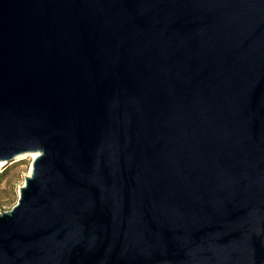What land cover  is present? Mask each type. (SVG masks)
Returning <instances> with one entry per match:
<instances>
[{"label": "water", "instance_id": "1", "mask_svg": "<svg viewBox=\"0 0 264 264\" xmlns=\"http://www.w3.org/2000/svg\"><path fill=\"white\" fill-rule=\"evenodd\" d=\"M0 264H264V0H0Z\"/></svg>", "mask_w": 264, "mask_h": 264}, {"label": "rangeland", "instance_id": "2", "mask_svg": "<svg viewBox=\"0 0 264 264\" xmlns=\"http://www.w3.org/2000/svg\"><path fill=\"white\" fill-rule=\"evenodd\" d=\"M31 155H21L13 162L0 166V209L9 210L17 201L18 189L29 174L32 162ZM3 168V169H1Z\"/></svg>", "mask_w": 264, "mask_h": 264}, {"label": "bare ground", "instance_id": "3", "mask_svg": "<svg viewBox=\"0 0 264 264\" xmlns=\"http://www.w3.org/2000/svg\"><path fill=\"white\" fill-rule=\"evenodd\" d=\"M22 155H31L32 156V158H35L37 155H38V153H36V152H33V153H29V154H22ZM19 156H21V155H19ZM19 156H17V157H19ZM16 157V158H17ZM3 166L4 164H3V162H0V166ZM30 173V172H29Z\"/></svg>", "mask_w": 264, "mask_h": 264}, {"label": "built area", "instance_id": "4", "mask_svg": "<svg viewBox=\"0 0 264 264\" xmlns=\"http://www.w3.org/2000/svg\"><path fill=\"white\" fill-rule=\"evenodd\" d=\"M3 211H5V210H1V209H0V213L3 212Z\"/></svg>", "mask_w": 264, "mask_h": 264}, {"label": "trees", "instance_id": "5", "mask_svg": "<svg viewBox=\"0 0 264 264\" xmlns=\"http://www.w3.org/2000/svg\"><path fill=\"white\" fill-rule=\"evenodd\" d=\"M4 168V170L6 169L5 167H3ZM3 168H1V169H3Z\"/></svg>", "mask_w": 264, "mask_h": 264}]
</instances>
